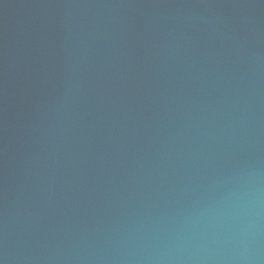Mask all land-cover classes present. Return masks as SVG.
Instances as JSON below:
<instances>
[{
  "label": "water",
  "instance_id": "1",
  "mask_svg": "<svg viewBox=\"0 0 264 264\" xmlns=\"http://www.w3.org/2000/svg\"><path fill=\"white\" fill-rule=\"evenodd\" d=\"M0 264H264V0H0Z\"/></svg>",
  "mask_w": 264,
  "mask_h": 264
}]
</instances>
